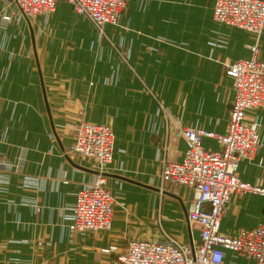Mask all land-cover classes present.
I'll return each instance as SVG.
<instances>
[{"label": "crops", "instance_id": "obj_1", "mask_svg": "<svg viewBox=\"0 0 264 264\" xmlns=\"http://www.w3.org/2000/svg\"><path fill=\"white\" fill-rule=\"evenodd\" d=\"M216 0H129L116 26L98 31L66 0L31 20L0 0V264H117L102 249L130 240L197 243L186 213L192 193L159 192L161 161H179L182 140L165 141L162 110L182 126L223 135L233 99L227 64L248 59L255 37L212 20ZM264 62V31L258 41ZM79 120L111 128L103 173L115 198L109 231L72 234L69 208L98 176L70 156ZM245 124L264 143V110ZM206 149L218 145L204 140ZM238 178L264 190V147L239 163ZM264 223V195L232 196L219 232L233 238ZM221 264H254L225 251Z\"/></svg>", "mask_w": 264, "mask_h": 264}, {"label": "built area", "instance_id": "obj_2", "mask_svg": "<svg viewBox=\"0 0 264 264\" xmlns=\"http://www.w3.org/2000/svg\"><path fill=\"white\" fill-rule=\"evenodd\" d=\"M76 14L85 16L103 35L106 26H116L128 7L129 0H66ZM20 16L31 20L54 11L57 0H14ZM215 23L237 28L255 37L249 47L251 56L231 62L225 75L231 80L233 99L226 132L214 134L198 128L184 127L162 110L165 141L182 140L185 151L179 161L166 157L159 172L161 193H175L178 188L192 193L186 213L190 227L197 228V243H181L167 237L163 241L130 240L120 251L111 245L102 249L106 256H115L117 264H221L225 251L264 264V223L241 230L229 238L219 232L220 221L232 196L264 190L238 178L239 163L251 160L258 148L264 147L258 134L245 124L249 111L264 110V62L258 57V41L264 31V0H216L212 9ZM204 140L218 145L217 150L203 147ZM114 135L110 127L79 120L67 154L95 162L98 176L77 191L69 208L68 229L85 235L109 231L112 227L113 195L106 189L103 173L112 162ZM10 169L0 154V170Z\"/></svg>", "mask_w": 264, "mask_h": 264}, {"label": "bare ground", "instance_id": "obj_3", "mask_svg": "<svg viewBox=\"0 0 264 264\" xmlns=\"http://www.w3.org/2000/svg\"><path fill=\"white\" fill-rule=\"evenodd\" d=\"M113 157V156H112Z\"/></svg>", "mask_w": 264, "mask_h": 264}]
</instances>
